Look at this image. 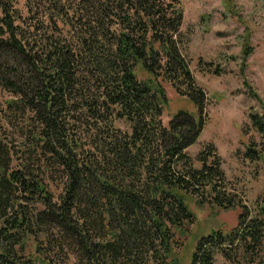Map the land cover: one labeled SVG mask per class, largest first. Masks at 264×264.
<instances>
[{
	"label": "trees",
	"instance_id": "1",
	"mask_svg": "<svg viewBox=\"0 0 264 264\" xmlns=\"http://www.w3.org/2000/svg\"><path fill=\"white\" fill-rule=\"evenodd\" d=\"M0 0V264H258L255 219L209 143L180 0ZM166 85L186 100L165 122ZM264 110L243 129L259 139ZM199 210L241 208L230 233Z\"/></svg>",
	"mask_w": 264,
	"mask_h": 264
},
{
	"label": "rangeland",
	"instance_id": "2",
	"mask_svg": "<svg viewBox=\"0 0 264 264\" xmlns=\"http://www.w3.org/2000/svg\"><path fill=\"white\" fill-rule=\"evenodd\" d=\"M180 2L185 13L183 30L190 39L191 69L211 100L207 125L188 153L193 157L206 144H214L225 174L255 219L264 207V159L257 163L244 159L248 145L259 136L253 131L245 136L243 129L251 113L264 110V0ZM14 6L27 15V0H15ZM165 88L170 102L165 122L182 109L193 111L173 88ZM11 98L0 91V109ZM193 211L201 233L206 234L213 230L230 233L242 213L241 208L219 214L209 208L193 207ZM180 256L182 264L190 263V251ZM215 258V264H230L222 255ZM258 264H264V249Z\"/></svg>",
	"mask_w": 264,
	"mask_h": 264
}]
</instances>
